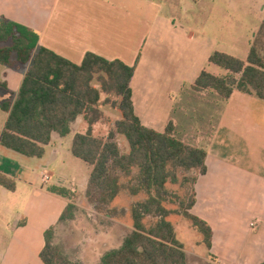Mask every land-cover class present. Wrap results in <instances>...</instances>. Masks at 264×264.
<instances>
[{
	"label": "crops",
	"instance_id": "obj_1",
	"mask_svg": "<svg viewBox=\"0 0 264 264\" xmlns=\"http://www.w3.org/2000/svg\"><path fill=\"white\" fill-rule=\"evenodd\" d=\"M141 1L153 13L146 16L133 10L129 0H0V18L33 29L39 45L76 64L81 63L86 52H93L108 60L135 65L130 79L131 101L142 125L162 132L171 121L177 139L206 151V171L197 176L195 202L188 211L209 225L210 247L205 246L201 234L188 219L171 221L188 264L192 255L203 264H262L264 101L235 90L230 97L223 98L219 119L211 132L185 130L175 114L176 98L184 89L213 91L194 90L192 85L202 69L209 71L214 65L208 62L213 51L228 52L218 49L213 37L199 34L175 17L163 14L151 0ZM255 4L257 17L263 21L264 0ZM244 50V56L228 54L245 59L249 49ZM25 70L22 65L0 64V134L8 115L1 105L14 100ZM224 73L223 70L213 74ZM100 120L91 128L102 129L99 132L106 134L102 137L106 138L109 132L102 127L107 129V124ZM88 127L79 115L68 135L52 133L40 158L26 157L0 145V176L14 186L10 189L0 184V264H44L39 253L45 245L44 233L50 227L55 244L58 245V235L73 241V245L69 243L73 251L74 244L79 243L75 255L61 247L68 257L83 264H98L102 254L119 247L132 230V222L123 218L129 213L130 203L144 196L119 194L113 205L125 210L122 218L97 212L86 200L92 166L73 156L70 146L74 134H84ZM177 132H181L179 137ZM127 151L128 146L122 152ZM70 165L80 173L71 175ZM50 168L57 172L55 179ZM42 173L48 175L46 182L42 181ZM51 186L65 187L75 197L68 199L52 192ZM70 202L75 205L74 217L61 220ZM78 217L106 224L112 231L109 241L112 243L100 248L101 226V230L94 225L88 234L81 233ZM251 222H255L254 227ZM183 237H188L193 249H202L203 253L191 254Z\"/></svg>",
	"mask_w": 264,
	"mask_h": 264
},
{
	"label": "trees",
	"instance_id": "obj_2",
	"mask_svg": "<svg viewBox=\"0 0 264 264\" xmlns=\"http://www.w3.org/2000/svg\"><path fill=\"white\" fill-rule=\"evenodd\" d=\"M208 62L225 73L216 75L202 69L192 85L194 90H213L224 99L237 90L264 101V57L256 44L250 46L245 59L215 50ZM0 64L26 67L14 100L1 105L8 113L0 134L1 146L26 157L40 158L52 133L68 135L71 124L81 115L89 127L84 134H74L70 151L92 166L85 191L87 202L97 212L122 218L125 210L113 205L116 197L121 193L144 196L129 205L132 230L119 247L105 251L98 264H188L184 246L167 219L178 212L210 247L209 225L188 211L195 202L197 176L206 171V151L177 139L171 121L162 132L142 125L131 101L130 79L135 65L108 60L93 52H86L81 63L76 64L39 45L33 29L4 17L0 18ZM94 80L100 88L93 84ZM103 91L118 97L112 106L119 110L120 117L108 118V136L97 138L92 136L91 126L107 115L100 108L109 101L101 100ZM118 134L125 137L127 152L121 151ZM180 173H184L183 181L192 184L188 201H180L182 211L164 204L169 195L166 184L177 183ZM0 184L14 187L2 176ZM49 190L68 199L75 197L65 187L51 186ZM74 209V203H68L60 219H72ZM52 237L50 227L44 233L45 245L39 253L44 264H83L68 257Z\"/></svg>",
	"mask_w": 264,
	"mask_h": 264
},
{
	"label": "rangeland",
	"instance_id": "obj_3",
	"mask_svg": "<svg viewBox=\"0 0 264 264\" xmlns=\"http://www.w3.org/2000/svg\"><path fill=\"white\" fill-rule=\"evenodd\" d=\"M257 0H151L152 4L156 3L165 15H171L176 20L187 25L190 29L196 30L197 33L205 34L206 36L213 37L217 43H215L218 49L227 51L228 53L244 56L245 50L254 43L257 45L260 54L264 57V19L260 21L257 17V10L255 2ZM132 9L140 13H144L146 16L153 13L152 9L143 7L141 0H129ZM147 4V3H145ZM155 5V4H154ZM147 6V5H145ZM155 8V7H154ZM209 71L219 74L223 70L212 65ZM93 84L100 88V84L94 80ZM101 100H109L103 105V108L108 111V115L101 118V122L107 124V131L110 130V123L108 118L116 119L120 117V112L112 106V101L117 100L118 97L113 92H101ZM175 114L180 119V123L189 132L194 130H201L206 134L212 131V128L217 123L221 113V107L223 105V98L215 91L208 93H200L190 89H184V91L176 98ZM102 131V129H99ZM181 132H177V136H180ZM117 141L120 144L121 151L127 149V141L123 135L117 136ZM82 162V161H78ZM81 164H84L83 162ZM70 174H77L79 169L70 165ZM50 171L54 172L53 179L57 177L55 169L50 168ZM80 173V172H79ZM184 173L178 175L177 183L166 184V188L169 195L166 197L167 201L164 203L167 208L172 210H180V201H188V197L191 189L190 181H183L182 176ZM81 206H85L83 201H79ZM80 208V207H79ZM76 211V210H74ZM172 222H181L183 216L178 213H172L167 217ZM125 222H132L130 212L123 218ZM151 219H148L146 223H150ZM77 225L78 230L81 233L88 234L90 228L94 225L98 230H103L102 240H100L99 247L103 248L112 242H109L112 236V231L106 224H99L93 222L90 219H81L78 217ZM101 226V228L99 227ZM115 233L113 232V235ZM65 239V240H64ZM62 239L61 235H58L56 242L60 248L67 249L70 255H75L79 251V243L74 244L73 251L69 247V243L72 240L66 238ZM184 243L188 246L190 253L202 254L203 251L193 249L192 242L188 237H183ZM67 244H66V243ZM191 264H203V261L190 256Z\"/></svg>",
	"mask_w": 264,
	"mask_h": 264
},
{
	"label": "built area",
	"instance_id": "obj_4",
	"mask_svg": "<svg viewBox=\"0 0 264 264\" xmlns=\"http://www.w3.org/2000/svg\"><path fill=\"white\" fill-rule=\"evenodd\" d=\"M102 128L104 130H106V126H103ZM91 133H92V136L97 137V138H102L104 135H106V134H104L102 132H99V128H96V127H93L92 128ZM47 180H48V175L42 173V181L43 182H46ZM250 226L251 227H254L255 226V222H251L250 223Z\"/></svg>",
	"mask_w": 264,
	"mask_h": 264
}]
</instances>
